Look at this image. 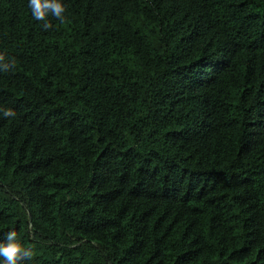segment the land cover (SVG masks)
Returning a JSON list of instances; mask_svg holds the SVG:
<instances>
[{
  "label": "trees",
  "instance_id": "1",
  "mask_svg": "<svg viewBox=\"0 0 264 264\" xmlns=\"http://www.w3.org/2000/svg\"><path fill=\"white\" fill-rule=\"evenodd\" d=\"M62 3L45 30L0 0V242L20 264H264V0Z\"/></svg>",
  "mask_w": 264,
  "mask_h": 264
},
{
  "label": "clouds",
  "instance_id": "2",
  "mask_svg": "<svg viewBox=\"0 0 264 264\" xmlns=\"http://www.w3.org/2000/svg\"><path fill=\"white\" fill-rule=\"evenodd\" d=\"M28 7L31 9V15L35 20L44 21L45 30L51 27L48 16L51 14L56 19L63 22L66 6L62 0H28ZM15 65V61H6L5 55L0 53V72H8ZM0 113L4 117H15L16 112L11 108H0ZM0 257L3 258V264H20L24 259H31L32 249L26 248L17 238L15 230H9L6 233L5 240L0 242Z\"/></svg>",
  "mask_w": 264,
  "mask_h": 264
}]
</instances>
